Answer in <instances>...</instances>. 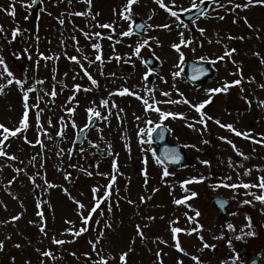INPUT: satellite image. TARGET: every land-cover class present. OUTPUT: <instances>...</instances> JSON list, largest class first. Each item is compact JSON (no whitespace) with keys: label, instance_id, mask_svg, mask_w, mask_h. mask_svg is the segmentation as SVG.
<instances>
[{"label":"rangeland","instance_id":"rangeland-1","mask_svg":"<svg viewBox=\"0 0 264 264\" xmlns=\"http://www.w3.org/2000/svg\"><path fill=\"white\" fill-rule=\"evenodd\" d=\"M204 1L209 4L208 17L202 15L190 22H184L180 17L181 26L177 27L175 18L155 0H139L134 4L132 21L124 20L120 15L127 0H92L91 6L85 0H42L38 17L32 13V0H0V25H3L2 34L9 44L7 50L0 47V56L17 78L26 81V87L35 89L29 93V120L33 124L29 123L26 131L10 137L2 145L9 155L18 159L0 157V241L4 242L0 264H94L99 256H108L116 264H121L123 252H128L127 264H160L161 259L163 264H178L181 260L183 264H196L192 256L199 257L203 264H242L247 262V255L240 252L243 247L259 255L264 264V203L245 194H264V191L223 186L259 183V177L264 176V144L237 136L214 120L208 121L206 129L199 123L195 129L189 128V123L199 120L198 113L189 104L160 103L162 110L183 113L186 117H168L164 124L171 129L169 141L181 144L190 156L189 165L168 168L173 174L163 177L164 165H158L151 152L141 151L137 136L139 128L149 126L145 123L148 119L158 122L159 114L146 112L141 100L132 95L110 94L127 87L142 96L151 97L145 89L154 88L157 101L180 100L179 92H182L192 103H199L209 98L207 89L221 86L224 81L239 79V75L233 73L242 68L244 91L241 92V86H233L226 94H212L205 111L222 124L231 123L241 132L249 131L255 140L261 139L260 134H264V107L257 101L264 100V89L259 87L264 84V63L261 62L264 58V6L256 5L236 12L214 11L212 0ZM165 3L171 5V0H165ZM176 3L190 8L192 0H176ZM12 4L16 9L15 17L5 11ZM89 8L92 15H76L88 12ZM217 11L226 18H215ZM244 17L253 24L252 29L243 22ZM137 18L147 23L146 30L141 35L134 32L131 36L122 35ZM60 19L64 20L63 24ZM101 24H112L113 27L102 28ZM163 24H170L171 28L153 27ZM183 24L188 27L184 28ZM16 27L21 32L12 40V31ZM200 28L206 30L204 34L200 33ZM181 31L186 39L192 40L190 45L182 46L183 62L171 47L179 42L178 33ZM95 33L101 35L97 37ZM229 35L237 38L229 40ZM241 36L245 39H239ZM149 37L153 39H149V45L141 49V56L133 55L137 43ZM93 44H100V49L93 48ZM225 45L237 50L232 57L237 63L226 58L212 64L214 76L207 82L191 85L186 81L184 69L187 61L204 57L203 60L210 63L223 55ZM97 55L102 59L97 60ZM148 55L155 58L153 67L143 63ZM71 56H76L79 63L71 61ZM85 69L97 85L91 83ZM149 70L152 74L145 81L143 76ZM177 72L179 75L174 77L173 73ZM250 77H255V81L248 83ZM77 84L81 85L79 90L75 88ZM0 85L4 86L3 94H0V123L14 129L19 126L24 111L22 93L15 83L7 85L6 76L0 77ZM53 88L58 93L55 97L50 95ZM161 92H171V96L164 97ZM244 97L252 101L251 107ZM103 99L109 100L107 107L101 104ZM113 102L117 107L112 106ZM34 104H39V123L33 112ZM89 107L100 111L107 119L97 118L84 143L73 147L75 135L88 123ZM68 108L75 109V112H68ZM136 116L141 119L137 120ZM72 121H75V128ZM62 129L64 135L55 143V136ZM220 137L232 140L248 159L238 155ZM38 140L43 141V147L36 142ZM205 140L209 142L203 143ZM126 145L130 146L131 153ZM151 147L157 149L154 142ZM99 149H104L107 157L102 158L98 154ZM145 155L148 157L147 185L143 175ZM205 160L210 163L205 165L202 163ZM114 162L119 171L113 168ZM17 168L22 171L17 173ZM247 169L252 170L250 174H246ZM85 170L93 174L89 176ZM113 175L116 181L112 185L111 196L101 205L104 215L101 216L98 210L88 225L89 231L79 237L67 232L66 229L78 230L82 226L72 197L87 206V215L94 197L104 199L106 186ZM31 177H35V184ZM193 177L204 179L182 186L183 181ZM10 180L13 181L11 184ZM93 187H99L100 191L94 194ZM65 188L70 195L63 191ZM191 192L198 195L191 197L187 204L174 203L176 199L190 196ZM216 193L231 199L232 206L227 216L221 217L210 201ZM141 197L145 200L142 201ZM246 199L252 200V204H242ZM108 204L112 206L111 212L107 210ZM41 210L45 213L43 223L47 235L40 231L41 218L37 212ZM195 210L200 211L199 217H195ZM185 213L194 219L190 221ZM13 216H20V219L13 221ZM247 217H251V227L247 226ZM69 220L73 224L67 223ZM228 224H232L233 229H229ZM137 225L142 227L144 239L137 234ZM199 225H203L200 234L204 241L215 245V248H204L197 233L187 235L182 232L177 236L189 254L178 251L174 247L171 228L191 229ZM101 232L103 238L93 252L89 241H95ZM250 232L255 235H248ZM53 237L71 242L56 245ZM48 250L53 252L52 257L42 255ZM158 251L161 253L159 257Z\"/></svg>","mask_w":264,"mask_h":264},{"label":"snow or ice","instance_id":"snow-or-ice-1","mask_svg":"<svg viewBox=\"0 0 264 264\" xmlns=\"http://www.w3.org/2000/svg\"><path fill=\"white\" fill-rule=\"evenodd\" d=\"M69 2H71V0H69ZM85 2L91 6L92 4V0H85ZM155 2L161 7L163 8L165 11H167L171 17L175 18V21L177 22V27L181 26V21H180V11L183 12H189L192 9H196L197 11L200 12L201 15H203L204 17H208V13L203 11V4H204V0H199V2H197V0H192L191 6L190 8H183L182 6H178L176 3V0H171V5L166 4L165 0H155ZM32 3H35V0H32ZM139 3V0H127V3L124 5L123 7V11L120 12L121 18L127 21H132V17H133V5ZM212 3L215 4V10L218 9H224L227 12H236V10L241 9V10H246L249 9L252 6H256V5H260V6H264V0H241V2H238V0H212ZM231 6V7H229ZM177 8H179V11L176 10ZM5 11L9 14L12 15L13 17H15L16 14V9H15V5L12 4L9 6V9H5ZM76 15H92V12L89 8L88 12H79L76 13ZM95 15H99V13H96ZM199 18V17H198ZM219 20H224L226 17L223 15H219V12L217 11V15L216 17ZM93 19H95V16H93ZM149 19H151V17H149ZM61 24L64 23L63 19H60L59 21ZM243 22L247 25V27L249 29H252L254 26L253 24L247 19V17L243 18ZM184 28H187L188 25L183 24L182 25ZM100 27L102 28H112V24H101ZM139 27L143 28L144 25H139ZM153 27L156 28H164V29H170L171 25L170 24H163V25H154ZM201 34L205 33V29L204 28H200L199 29ZM0 32H3V25H0ZM21 32V29L19 27H16L13 31H12V40H15L18 36V34ZM124 36H131L133 34L132 31V27L131 24L129 25V29L127 31H124L121 33ZM85 35L87 36L88 34L85 33ZM95 35L97 37H99L101 34L100 33H95ZM179 35V42L177 43H173L171 45V47L178 53L180 61L183 62L185 59V54L182 51V46H188L192 43L191 39H186L184 36V32L181 31L178 33ZM111 39V37H109ZM237 37H233L231 35L228 36V39H236ZM38 39V37H37ZM149 39H153L152 37H149L148 39L143 40L142 42H138L137 45L134 48L133 51V55L140 57L141 56V49H143L145 46L149 45ZM239 39L243 40L245 39V37L241 36L239 37ZM211 42V41H209ZM218 43L220 42L219 40L217 41ZM156 43L159 44V40H156ZM93 48L95 49H100V44H93L92 45ZM25 52L28 51V49H24ZM194 51V49H193ZM236 49L235 48H228L225 45V51L223 53V55H220L218 57L215 58V60H211L210 63L211 64H215L218 61H224L226 58L231 60L232 63H237L234 59H232L233 54L236 53ZM14 55H17L14 53ZM41 56H44L43 53H40ZM256 55H259V53H256ZM17 58L19 59V55H17ZM31 58V57H29ZM45 59H48V57H45ZM69 59L71 61H75L77 63H79L78 59L76 56H71L69 57ZM97 60H101L102 57L100 55L96 56ZM117 59H119V57H117ZM200 59H205L204 57H200ZM262 63H264V58H262L261 60ZM39 64V61H37V65ZM0 66H2V71H0V77H5L7 78V85H12L13 83H15L18 87L19 90L22 93V100H23V113H22V117L19 121V126L15 127L14 129H10L7 126H5L3 123H0V130H2V132H0V137H2V139H0V157H7L10 160H16L18 159L17 156L15 155H9V153L7 151H5L4 147L2 146L4 144L5 141H8L10 139V137H16L18 133H21L22 131H26L29 127V111H30V107H29V93L33 92L35 89L33 87H26V81L22 78H17L13 72L11 70H9L8 65L6 64L4 58L2 56H0ZM81 68H83V64L80 65ZM206 70L201 68L199 69V72L201 74H203ZM152 74V70H149L144 76L143 79L145 81L148 80L149 76ZM239 75V79H236L234 81H224L223 84L221 86L215 87V88H210L207 89V93H209V98L205 99L199 103H192L190 100H188L186 97H184V94L182 92H179V89H177V92H179V96H180V100H164V101H157L155 99V89L154 88H146L145 91L151 94V97H146V96H142L139 92L136 91H132L127 87L121 88L119 90H117V93H110V94H119L121 96L127 94V95H132L134 97H136L137 99L141 100L144 109L146 112L149 111H154L156 113L159 114V121L158 122H154L151 119H148L145 123L146 125H149L148 127L145 128H139L138 132H137V136L139 139V143L141 145V151L144 153H148L151 152L152 156L155 158V162L158 165H164L165 160H170L173 163H178L182 157L179 153V151H177L176 149H169V148H165L164 150V159H162L159 155H157L156 150L154 148L151 147L152 143H153V133L157 132L159 130V138L163 139V126H164V121L168 118V117H172L173 119H175L176 117H180V118H185L183 113H173V112H169V111H164L159 107L160 103H185V104H189L190 107L192 109L195 110L196 113H198L199 115V120H197L195 123H189L188 127L189 128H193L195 129L196 127V123H199L200 125L204 126V129L207 128L208 126V121H212L214 120V122L217 125H220L221 127H224L228 130H230L231 132H233L235 135L237 136H242L246 139H253L255 143H260V144H264V134H260L261 135V139L255 140L251 133L249 131H244L241 132L239 131L236 127H234L233 124L229 123V124H222V122L219 119H215L214 117H212L211 115H209L206 111V105H208L211 100H212V94H220V93H227L229 91V89L233 86H241L240 90L241 92L244 91L243 88V81H244V76H243V69L242 68H238L236 73H233V75ZM85 75L88 76V79L91 81V83L93 85H97V81L89 74L87 73V70L85 69ZM112 75H115V73H112ZM179 73H173V76H178ZM255 81V77H250L248 78V83H252ZM38 83H43L42 81H38ZM260 88L264 89V84H260L259 85ZM75 88L77 90H79L81 88V85L77 84L75 85ZM3 89L4 86L0 85V94H3ZM87 90V89H85ZM58 93L56 92L55 88H53V90L51 91L50 95L52 97H55ZM161 95H163L164 97H170L171 96V92H161ZM150 98H151V102H150ZM37 100L40 99L39 96L36 97ZM244 99L246 100V102L248 103L249 107H251L252 105V101L248 100L247 97H244ZM259 106L264 107V100H258L257 101ZM101 104L105 107L108 106L109 104V100L107 99H103L101 101ZM113 107H117V105H115V102H113L112 104ZM32 107H35L37 109H39V104H34L32 105ZM68 112L70 113H74L75 109L73 108H68L67 109ZM120 111L122 112L123 109H120ZM87 113L89 114L88 119L89 121H91L93 118H100V119H107V117H104L101 115V112L89 107L87 109ZM36 121L39 123L40 120V112L37 111L36 112ZM118 115V114H117ZM62 119V118H61ZM137 120H140L141 118L139 116H136ZM195 119V118H194ZM49 124H51V120L48 121ZM67 125H65L66 127ZM89 125L85 124V128H87ZM41 127H43L41 125ZM72 127H76L75 121H72ZM57 135L63 136L64 132L63 129L57 133ZM221 140H225L228 144H230L232 146V148L237 152L238 155H240L241 157H243L244 159H248V156L245 155L243 152H241L237 146L235 145V143L228 139L227 137H220ZM25 140H27V137L25 136ZM37 143L41 144V146L43 147V141H36ZM209 141L205 140L203 141V143H208ZM28 143H32V141H28ZM143 145H148L149 147L145 148L143 147ZM111 146H109L110 148ZM126 147L128 148L129 153H131V148L129 145H126ZM185 147H191V148H195L196 145H185ZM63 151V150H61ZM81 152L84 151L83 148L80 149ZM59 155V153H58ZM35 159V158H33ZM143 162L145 164V168L143 169V175L145 177V185H147L148 183V170H147V163H148V157L147 155L144 156L143 158ZM202 163H204L205 165H208L210 162L205 160L202 161ZM231 158H229V164H231ZM241 167L243 165H240ZM113 168L116 171H119V167L118 165L114 162L113 164ZM20 171H22L21 169L17 168L16 172L19 173ZM86 171V170H85ZM251 169H247L246 170V174H250L251 173ZM86 174L91 176L93 173L92 172H87ZM173 173H170L168 168L166 166L163 167V172H162V176L163 177H168L169 175H172ZM70 176V173L68 174ZM15 179V177L13 178V180ZM33 184H35V177H31ZM204 177H200V178H196L193 177L191 180H185L182 182V186H186L190 183H194V182H200L201 180H203ZM228 179H231L230 177ZM116 181V177L115 175L111 176L110 179V183L106 186V191L104 193V199H100L99 197H94V203L92 205V207L90 209H87V215H85V210H86V205L83 204L81 201L76 200L74 197H72V199L74 200V202L77 205V208L79 210V215L81 217V221H82V226L78 229L75 230L73 228H69L66 229L67 232L72 233L74 236L79 237L81 234L86 233L89 231L88 225L90 223V221L93 220L94 215L98 212L99 210V214L101 216L104 215V211L101 208V205L103 203H106L108 198L111 196V192H112V185L115 183ZM13 181L10 180L9 184H11ZM45 183L47 184L48 181L45 179ZM50 187H55L56 185H49ZM219 186V185H217ZM224 187H228V188H232V189H238L240 187H243L244 189H251V188H259L262 191H264V176L259 177V183L258 184H251V183H241V184H224ZM63 191L70 195V193L68 192V189L65 188L63 189ZM93 193H98L100 191L99 187H93L92 189ZM153 191H158V189H153ZM185 191H187V189L185 188ZM246 195H252L254 200L259 201L261 203H264V194H257L254 192H246ZM198 194L196 192H191L190 196H185L182 199H176L174 200V203L177 205L180 204H187V201L191 198V197H195ZM141 200L144 201L145 198L141 197ZM129 203H133V201H129ZM226 203V201H222L221 202ZM242 204L248 205V204H252V200H243ZM38 208L40 207V205L37 206ZM189 208H191V205H188ZM107 210L109 212H111L112 210V206L111 204H108ZM37 215L41 218V225H40V231L42 234L47 235L46 230H45V225L43 223L44 221V216L45 213L44 211H38ZM185 215L188 217V219L191 221L194 219L193 216H189L188 213H185ZM201 215L199 210H195V217H199ZM13 221L19 220L20 216H13L11 218ZM149 219H154L153 217H149ZM249 223H248V227H251V217H247ZM97 224H99V221H95ZM67 223H69L70 225L73 224V221H67ZM108 227H111V225L109 224ZM227 227L229 229H233V225L232 224H228ZM203 228V225H199V227H193L191 229H182L180 227H172L171 228V232L173 233V240L175 241L174 243V247L180 251L181 253H184L185 255H188L189 253L186 252V250L181 246V242L180 239L178 238L177 234L179 233H185L187 235H192L193 233H197L199 236V239L203 242V247L204 248H215V245H209L207 242L204 241V237L202 234H200L201 230ZM137 234L144 239V233L142 231V227L140 225H137ZM103 232L99 233L97 239L95 241H89V243L92 246V250L93 252H96V248H97V244L100 242V240L103 238ZM248 235H255V233L250 232L248 233ZM239 239V237H237ZM71 241H65L63 239H56L55 237H53V243H55L56 245H63L65 243H68ZM166 243V241H165ZM229 243H231V241H229ZM17 247H19L20 245H16ZM4 248V242L0 241V250H3ZM132 249H129V251H131ZM43 256L45 257H52L53 256V252L51 250L48 251H44L42 253ZM72 255H75V253H72ZM86 256H91L90 253H85ZM97 255L99 256V253H97ZM161 255V253L158 251L157 252V256L159 257ZM127 256H128V252H123L120 255V261L121 264H127ZM192 259L194 261H196V264H203V262L200 260L199 257L196 256H192ZM94 264H109L108 260L104 257V256H99L98 261H95ZM160 264H163V260L161 259ZM178 264H183V261H178Z\"/></svg>","mask_w":264,"mask_h":264},{"label":"water","instance_id":"water-1","mask_svg":"<svg viewBox=\"0 0 264 264\" xmlns=\"http://www.w3.org/2000/svg\"><path fill=\"white\" fill-rule=\"evenodd\" d=\"M41 1L40 0H35V3L33 5V11L36 13L38 11V7L40 5ZM203 10H204V6H203ZM199 11L196 10V13H194L193 15H191L190 17L194 16L195 14H197ZM142 23H137L136 26L139 27V25H141ZM0 44L4 47H6V43L4 42V39L0 33ZM146 62L149 65H152V59L151 58H147ZM205 69L206 71L201 74L199 72V69ZM186 72H187V79L195 84V83H201L203 81H205L206 79H208L211 75H212V70L210 68V66H208V64L206 62H199V61H190L187 65L186 68ZM94 119H92L90 121V124L87 128H83L80 132V134L77 135L76 140L74 142V145H80L83 143L85 136H86V132L89 129V127L92 125ZM168 134H169V130L168 128L163 126V139L159 138V130L157 132H155L153 134V137L155 139L156 142H158L160 144L159 149H158V154L159 156L164 159V150L165 148H169V149H176L177 151H179L182 159L178 162V163H173L170 160H165V164L169 165V166H181V165H186L188 163V155L182 150V148L179 145L176 144H168L167 143V139H168ZM100 154L102 156H106V153L104 151H100ZM211 201L214 203V205L216 206L217 210L222 214L225 215L227 214V209L230 208V201L226 198H224L221 195H215L211 198ZM222 201H226V203H221ZM250 262L248 264H261V262L259 261V257L256 255H250L249 256Z\"/></svg>","mask_w":264,"mask_h":264},{"label":"trees","instance_id":"trees-1","mask_svg":"<svg viewBox=\"0 0 264 264\" xmlns=\"http://www.w3.org/2000/svg\"><path fill=\"white\" fill-rule=\"evenodd\" d=\"M106 258H108V256ZM108 262H109V264H116L117 263L115 260H110L109 258H108Z\"/></svg>","mask_w":264,"mask_h":264}]
</instances>
